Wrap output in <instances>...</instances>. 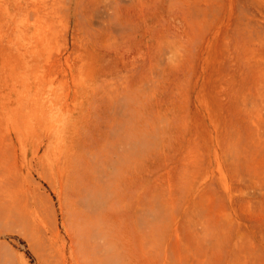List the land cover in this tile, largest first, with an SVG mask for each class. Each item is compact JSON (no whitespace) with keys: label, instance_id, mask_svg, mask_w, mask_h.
I'll return each instance as SVG.
<instances>
[{"label":"rangeland","instance_id":"rangeland-1","mask_svg":"<svg viewBox=\"0 0 264 264\" xmlns=\"http://www.w3.org/2000/svg\"><path fill=\"white\" fill-rule=\"evenodd\" d=\"M0 264H264V0H0Z\"/></svg>","mask_w":264,"mask_h":264}]
</instances>
